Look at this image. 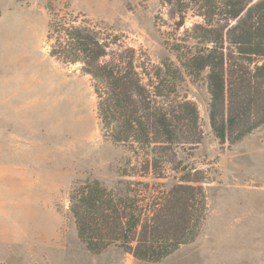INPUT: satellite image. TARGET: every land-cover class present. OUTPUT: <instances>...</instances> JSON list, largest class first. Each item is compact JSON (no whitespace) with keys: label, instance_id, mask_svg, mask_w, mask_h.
Listing matches in <instances>:
<instances>
[{"label":"rangeland","instance_id":"1","mask_svg":"<svg viewBox=\"0 0 264 264\" xmlns=\"http://www.w3.org/2000/svg\"><path fill=\"white\" fill-rule=\"evenodd\" d=\"M47 2L0 0V264H125L120 254L127 252L115 245L92 261L101 253L78 239L70 191L98 180L150 202L182 176L206 194L197 236L158 262L131 255L128 264H264V124L220 144L209 125L205 73L184 74L175 97L196 105L201 141L159 146L158 161L142 149L134 155L103 135L93 82L79 63L49 55ZM52 4L60 16L77 18L75 25L100 30L104 60L132 61L144 82L162 58L178 64L174 50L194 48L191 29L203 24L189 0ZM123 167L130 176L119 174Z\"/></svg>","mask_w":264,"mask_h":264},{"label":"trees","instance_id":"2","mask_svg":"<svg viewBox=\"0 0 264 264\" xmlns=\"http://www.w3.org/2000/svg\"><path fill=\"white\" fill-rule=\"evenodd\" d=\"M189 1L203 19L190 32L197 45L175 49L178 64L162 58L151 73L144 72L146 82L132 61L104 60L108 42L100 30L75 25L77 18L60 16L52 0L46 4L47 37L53 40L49 55L79 63L90 76L103 135L134 155L142 149L155 161L159 146L202 139L196 105L175 97L184 74L205 73L209 125L220 144L234 143L264 124V0ZM225 42L232 54L225 52ZM119 174L130 176L126 167ZM178 180L150 202L131 196L129 188L108 190L98 180L73 187L68 209L78 239L93 254L115 245L138 260L164 259L195 239L207 212L202 186L186 176Z\"/></svg>","mask_w":264,"mask_h":264},{"label":"crops","instance_id":"3","mask_svg":"<svg viewBox=\"0 0 264 264\" xmlns=\"http://www.w3.org/2000/svg\"><path fill=\"white\" fill-rule=\"evenodd\" d=\"M109 248H107V250L105 251V252H103V253H108V255H111L110 254V250H108ZM103 253H101L100 255H97V256H95L94 258H92V261H95L96 259H97V257L99 258ZM120 255H123L122 256V258L124 259V261H125V264H128V263H131V259H132V256H131V254H129V253H124V254H120ZM94 263V262H93ZM95 264V263H94ZM103 264H105V263H103ZM106 264H109V260H107L106 261Z\"/></svg>","mask_w":264,"mask_h":264}]
</instances>
